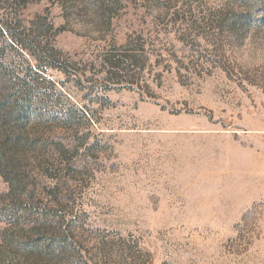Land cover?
Masks as SVG:
<instances>
[{
	"label": "rangeland",
	"instance_id": "rangeland-1",
	"mask_svg": "<svg viewBox=\"0 0 264 264\" xmlns=\"http://www.w3.org/2000/svg\"><path fill=\"white\" fill-rule=\"evenodd\" d=\"M18 1L43 59L0 55L43 115L22 191L0 172V264H264V0Z\"/></svg>",
	"mask_w": 264,
	"mask_h": 264
},
{
	"label": "trees",
	"instance_id": "trees-1",
	"mask_svg": "<svg viewBox=\"0 0 264 264\" xmlns=\"http://www.w3.org/2000/svg\"><path fill=\"white\" fill-rule=\"evenodd\" d=\"M19 3L27 4L28 0H19ZM241 20H234L233 26L240 24ZM9 37L21 44V48L27 50L37 61H42L43 56L40 46H35V41L26 30L15 28L14 24L4 18H0V37ZM140 50H131L132 54L115 58L113 55H104V65L110 70L120 67L119 61L127 59L128 66H137V53L144 50V46H139ZM5 49L0 48V52ZM54 51V50H53ZM134 51V52H133ZM55 52V51H54ZM1 54V53H0ZM51 66L60 68L68 73V67L63 66L61 60L54 54L49 56ZM141 68V66H140ZM13 65L7 63L0 55V172L5 180L9 182L11 190L22 191L24 176L20 170L21 164L26 156L29 144L33 141V127L38 124L39 116H42V106L38 104V95L32 84L37 82L39 70L33 67L28 71H18L11 74ZM32 72V73H30ZM35 95V96H34ZM36 128V127H35ZM35 144V143H33ZM32 145V144H31Z\"/></svg>",
	"mask_w": 264,
	"mask_h": 264
}]
</instances>
